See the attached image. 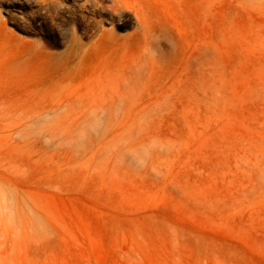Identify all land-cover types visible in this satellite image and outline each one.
Returning <instances> with one entry per match:
<instances>
[{"label":"rangeland","instance_id":"rangeland-1","mask_svg":"<svg viewBox=\"0 0 264 264\" xmlns=\"http://www.w3.org/2000/svg\"><path fill=\"white\" fill-rule=\"evenodd\" d=\"M0 264H264V0H0Z\"/></svg>","mask_w":264,"mask_h":264}]
</instances>
